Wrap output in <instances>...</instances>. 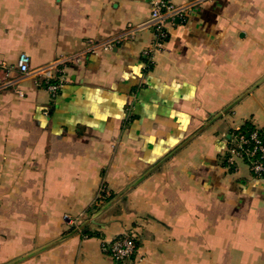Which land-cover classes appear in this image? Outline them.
Returning a JSON list of instances; mask_svg holds the SVG:
<instances>
[{
	"label": "crops",
	"instance_id": "0c3cea01",
	"mask_svg": "<svg viewBox=\"0 0 264 264\" xmlns=\"http://www.w3.org/2000/svg\"><path fill=\"white\" fill-rule=\"evenodd\" d=\"M150 2L0 0V264H264V175L223 161L264 128V0H170L185 14L151 51L148 29L122 38ZM20 53L83 58L52 94ZM127 231L115 262L101 242Z\"/></svg>",
	"mask_w": 264,
	"mask_h": 264
},
{
	"label": "built area",
	"instance_id": "2783aa9c",
	"mask_svg": "<svg viewBox=\"0 0 264 264\" xmlns=\"http://www.w3.org/2000/svg\"><path fill=\"white\" fill-rule=\"evenodd\" d=\"M186 6L175 5L170 0H151L150 13L148 21L140 24L128 23L123 31L122 38H131L138 31L150 30L154 35V41L150 49H161L164 47V42L167 37L166 25L169 20L175 18H181L184 16ZM95 48L99 43H91ZM108 44H103V48H108ZM83 58V54L77 53L67 55L44 63L42 65L31 68L30 56L27 53H20L16 60L15 68L21 74H34L42 75L45 78L47 89L50 93L54 94L64 81V66L68 62H79ZM8 67L5 63H0V71L4 73L1 88L12 86L14 83L7 78ZM22 95L21 92H19ZM251 144L243 136H237L232 145L227 146L228 163H234V159H242L247 161V165L250 171L254 175H262L264 173V142L257 136L255 132L250 133ZM102 190V187L100 188ZM64 218H67L65 215ZM109 251L112 259L115 262H122L129 257L138 254L139 247L136 246L133 239L128 233H123L120 236H116L108 241ZM104 241L101 242V249L105 250Z\"/></svg>",
	"mask_w": 264,
	"mask_h": 264
},
{
	"label": "trees",
	"instance_id": "16d2710c",
	"mask_svg": "<svg viewBox=\"0 0 264 264\" xmlns=\"http://www.w3.org/2000/svg\"><path fill=\"white\" fill-rule=\"evenodd\" d=\"M167 39V37H166ZM165 39V41H166ZM255 132L257 134V136L259 138H261V140L264 142V128H258L256 126H253L251 123L249 122H245L243 125H241L240 127H238L237 129H234L231 132V136L228 139V145H232L233 141L235 140V138L237 136H243L245 139L248 140V143L251 144V139H250V133ZM229 154L226 152L224 155V163L228 162ZM245 161V160H244ZM245 163L247 164V161H245ZM264 175V173L262 174ZM261 176V175H260ZM111 194L109 193L107 187L105 185L102 186V190L99 191L98 196L95 200L94 205L92 206V208H89L87 211L90 213L92 212L94 209H98L100 206H102L105 202H107L110 198H111ZM73 228H70L69 231H71ZM124 233H128L130 235V237L133 239L134 243L136 244L137 247H139V241L137 239V237L135 236V234H133L130 231L124 232ZM81 235H85V236H97L98 232H96L95 230H92L89 226H84L80 232ZM123 233L117 235L120 236ZM116 237V236H115ZM114 238V237H113ZM112 239V238H111ZM111 239L108 240H103L105 243V250H103L106 254H108L110 257V251H109V242ZM112 258V257H111Z\"/></svg>",
	"mask_w": 264,
	"mask_h": 264
}]
</instances>
